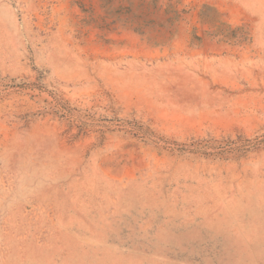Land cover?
Returning <instances> with one entry per match:
<instances>
[{
	"label": "rangeland",
	"instance_id": "374dc122",
	"mask_svg": "<svg viewBox=\"0 0 264 264\" xmlns=\"http://www.w3.org/2000/svg\"><path fill=\"white\" fill-rule=\"evenodd\" d=\"M0 264H264V0H0Z\"/></svg>",
	"mask_w": 264,
	"mask_h": 264
}]
</instances>
